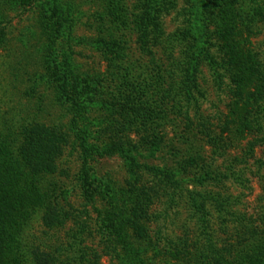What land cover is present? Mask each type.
I'll list each match as a JSON object with an SVG mask.
<instances>
[{
    "label": "rangeland",
    "instance_id": "rangeland-1",
    "mask_svg": "<svg viewBox=\"0 0 264 264\" xmlns=\"http://www.w3.org/2000/svg\"><path fill=\"white\" fill-rule=\"evenodd\" d=\"M53 1L0 0V142L16 153L24 130L39 125L60 144L53 171L35 176L7 261L18 254L16 264H40L43 253L50 264H264V0H168L164 35L193 29L217 62L214 72L203 61L200 91L192 96L167 90L164 47L141 44L133 24L138 0H123L124 23L112 22L101 0H57L65 19L51 13ZM101 37L116 40L121 54L113 58L97 43ZM126 68L160 113L155 122L137 118L118 133ZM65 72L83 81L76 128L59 87ZM81 132L100 150L131 148L140 163L192 161L179 176L205 200L203 214L161 177L129 170L118 153L92 151L83 165ZM207 173L214 178L194 182ZM135 183L149 191L131 190ZM208 195L228 199L226 210ZM143 212L136 233L130 219ZM120 221L127 224L123 232Z\"/></svg>",
    "mask_w": 264,
    "mask_h": 264
},
{
    "label": "trees",
    "instance_id": "trees-1",
    "mask_svg": "<svg viewBox=\"0 0 264 264\" xmlns=\"http://www.w3.org/2000/svg\"><path fill=\"white\" fill-rule=\"evenodd\" d=\"M123 3V0H101L100 4L106 6L112 18V22L120 20L121 23H124V19L121 15L124 9ZM169 3L170 1L168 2V0H138L135 5L137 11L133 15V24L142 45L148 44V47L150 45H160L167 51V58L170 64L167 70V76L170 78L169 88L167 90H174L177 95L179 94V90L181 93L186 92L192 96L193 89L200 91L198 81L203 61L207 60V64L214 72L217 68V62L213 60L210 51L202 45V43L200 44V36L198 32L193 29L179 28L167 36L164 35L165 31L161 23V13L163 10H166ZM50 10L57 18H66L63 16L62 9L57 3V0L53 1ZM4 42V31L0 28V46ZM97 43L105 44L107 50H109L111 54L114 53V56H112L113 58L121 54V49L116 40L106 41L101 37ZM181 45H183L181 48L182 56L174 57V48L180 47ZM127 70L126 68L124 75L128 74L126 73ZM253 70L254 67H248L250 75ZM128 75L122 79L123 81L125 80L124 84L126 86L122 94L124 98L122 104L126 114L123 116L124 122L118 126V128L115 127L118 133L126 129L125 124L130 126L133 125L137 118L141 121L147 120L155 122L160 113L158 111L160 106L158 101H153L149 98L144 99L146 96L145 85L131 80L132 77L129 79ZM157 77H159L157 78L158 80L162 79L159 73ZM61 78V82L59 83L61 96H64V98L69 101L71 108L74 110L72 124L73 127L76 128L77 118L82 113L85 104V97L83 96L84 91L82 89L79 90L80 84L83 86V81L79 80V82L78 78L77 81H71V76H67L66 72L62 74ZM52 132L54 131L39 125H35L31 129H25L23 132V141L19 145L16 153L8 144H2V142H0V264H16L18 261V254L13 255L12 262L10 261L9 263L7 260H9V253L14 252L16 250L15 248L18 246V237L21 232L19 221L24 214L23 208L33 201L29 196V192H32L36 187L35 176L53 171L54 167L52 164H54L55 158L60 151L58 137L53 135ZM80 138V145L84 154L83 165L88 161V157L92 151L97 154L106 155L118 153L126 158L129 170L140 171L142 173L161 177L166 185H169L176 190V192L177 190H179V192H185L186 196L192 202L191 206L195 207L198 213L203 214L206 207L205 200L202 198L201 201L198 200L197 197H199V193L195 191V188H184L179 176V174L185 172L187 164H192V161H184L179 163L177 167H171L169 165L163 167L159 165H148L138 162L137 155L130 153L131 148L123 144H110L100 150L86 143L85 134L83 132L80 133ZM133 148L137 149V147ZM212 178H214V176L209 173L204 174V176L201 174L197 177L194 176V182L197 181L199 183L201 180L206 181ZM86 179L87 173L84 171V180L86 181ZM140 184L143 185V183ZM133 187L134 189L137 188L140 190L142 189V191H149L145 186L140 185V187H137L136 183L132 185L131 190ZM85 194L88 199H92V194L89 195L87 191ZM208 198H211L214 202L221 205V208L224 210H226L229 204L228 199H222L212 195H208ZM140 210H143V208L141 207ZM143 214L144 212L130 219V224L137 228L136 233H141L143 229V224L141 222V219L144 217ZM115 215L116 214H114V216ZM51 216L50 214L45 217L46 224L49 226L53 223ZM126 225L124 221H120L118 230L120 232L125 231L124 228ZM260 250V248L257 249L258 252ZM259 253L261 254V252ZM48 258L49 256L47 254L40 253L38 256V263L50 264L51 259L48 260ZM220 258L223 257H219V260H221ZM213 259L216 260V258ZM251 259L255 260L257 258Z\"/></svg>",
    "mask_w": 264,
    "mask_h": 264
}]
</instances>
